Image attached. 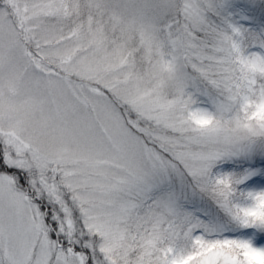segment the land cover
<instances>
[{
  "label": "snow or ice",
  "instance_id": "obj_1",
  "mask_svg": "<svg viewBox=\"0 0 264 264\" xmlns=\"http://www.w3.org/2000/svg\"><path fill=\"white\" fill-rule=\"evenodd\" d=\"M0 264H264V0H0Z\"/></svg>",
  "mask_w": 264,
  "mask_h": 264
}]
</instances>
